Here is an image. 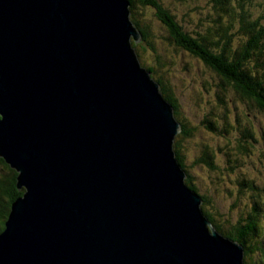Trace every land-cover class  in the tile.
Wrapping results in <instances>:
<instances>
[{
  "label": "water",
  "instance_id": "95a60500",
  "mask_svg": "<svg viewBox=\"0 0 264 264\" xmlns=\"http://www.w3.org/2000/svg\"><path fill=\"white\" fill-rule=\"evenodd\" d=\"M129 0H0V264H244L174 151Z\"/></svg>",
  "mask_w": 264,
  "mask_h": 264
},
{
  "label": "rangeland",
  "instance_id": "374dc122",
  "mask_svg": "<svg viewBox=\"0 0 264 264\" xmlns=\"http://www.w3.org/2000/svg\"><path fill=\"white\" fill-rule=\"evenodd\" d=\"M129 1L132 22L138 21L147 34L145 36L134 24L141 34L139 40L132 43L138 61L144 68L155 69L152 78L162 81L177 104L175 114L174 105L163 96L170 105L173 118L180 122L181 131L182 124L190 130V135L185 136L180 132L174 140V151L178 141L184 157V170L188 175L185 180L189 176L193 179L197 193L208 199L206 209L214 215L215 223L227 233L233 225L242 223L241 219L246 222L250 215L253 218L255 204L264 209V112L231 84H226L210 66L178 48L156 16L153 6L136 2L131 8ZM237 1L243 3L240 10ZM159 2L184 30L198 38L210 36L207 43H214L220 38L230 17L241 20V13H246L251 19L263 15L261 20L264 26V0H235L236 8L230 14L217 6L214 0ZM238 25L237 22L233 31ZM233 31L235 46H239L243 35L237 30L236 33ZM256 64L253 62L249 66L253 70L260 68ZM248 131L252 137L248 136ZM241 143L245 147L238 149ZM206 152L213 157L215 170L201 161ZM2 165L0 163V175L4 179L11 178L15 172ZM242 180L253 183L256 188L242 187ZM263 209L258 213V223L263 225L262 234ZM246 244L257 246V255L260 248L264 249V243L258 237ZM241 246L245 250L244 245Z\"/></svg>",
  "mask_w": 264,
  "mask_h": 264
},
{
  "label": "trees",
  "instance_id": "16d2710c",
  "mask_svg": "<svg viewBox=\"0 0 264 264\" xmlns=\"http://www.w3.org/2000/svg\"><path fill=\"white\" fill-rule=\"evenodd\" d=\"M139 2L142 5L153 6L156 10V16L165 25L168 32L170 33V39L174 40L175 45L191 54L193 57L200 59L203 63L210 66L211 69L216 71L218 75L221 76L222 80L226 84H231L235 90L243 95L245 99L250 101L253 105H256L259 109L264 112V26H262V17L256 19H251L249 15L247 16L241 13L242 19L235 20L234 17H230V20L223 30L220 38L214 43L206 42L210 39V36L203 35L200 38L193 36L175 19V17L163 7L159 0H131V8H134L135 3ZM217 6L221 9L227 11L229 14L236 8L235 0H214ZM239 5V10L242 8L243 3L237 1ZM134 18V17H133ZM135 19V18H134ZM239 23L238 32H241L243 39L240 40L241 45L235 46L234 35L232 33L234 26ZM141 29L143 34L146 36L145 28L139 25V22H133ZM234 30L233 32H235ZM236 33V32H235ZM248 35V36H247ZM234 46V47H233ZM256 62L257 67L260 68L251 69L249 64ZM150 73H154L155 69L153 67L146 68ZM152 78V75H151ZM160 84V89L163 96L171 101L176 110V102L173 97L167 92V88L162 84L161 80H158ZM1 117V115H0ZM183 125V129L180 134L188 136L190 135V130ZM212 128L214 123H212ZM248 136L252 137L251 132L248 131ZM245 145L241 143L238 149L244 148ZM176 157L184 168V157L181 153L180 143H176ZM201 161L210 165V168L215 170L216 164L213 162V157L210 153H205ZM0 163L7 170L15 171L14 168L0 155ZM1 173V172H0ZM17 173L12 174L11 178L4 179L0 175V233L6 227V220L12 210L13 202L24 196L26 189L24 187L18 186ZM185 182L193 189L197 190L193 179L189 176ZM193 183V184H192ZM242 187L256 188L253 183L242 180L240 183ZM197 192V191H196ZM259 192V189H258ZM204 203L202 202L201 208L204 214L215 223L214 215H212L207 209L206 204H208V199L202 196ZM255 213L242 223H236L233 225L227 233L215 223V228L219 233H223V236L231 240L243 244L245 247L244 264H264V249L260 248L259 255H257V246H250L246 243L254 240L258 237L262 241L264 234H262V226L258 222V213L263 208L257 204L254 205ZM264 210V209H263ZM264 214V212L262 213ZM264 240V239H263ZM258 256V259L256 258ZM257 262V263H256Z\"/></svg>",
  "mask_w": 264,
  "mask_h": 264
}]
</instances>
